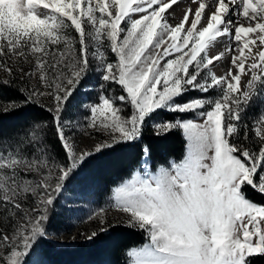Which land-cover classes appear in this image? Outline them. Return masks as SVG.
Masks as SVG:
<instances>
[{
    "label": "snow or ice",
    "instance_id": "snow-or-ice-1",
    "mask_svg": "<svg viewBox=\"0 0 264 264\" xmlns=\"http://www.w3.org/2000/svg\"><path fill=\"white\" fill-rule=\"evenodd\" d=\"M194 2L195 10L176 19L169 9L178 0H0V89L19 79L24 97L2 111L44 108L64 150L60 163L48 151L43 122L23 136L0 134V209L11 229L0 230V264H28L38 242L53 235V210L78 170L91 157L142 141L149 127L157 136L181 130L187 151L112 190L110 208L148 237L127 252L129 264H252L264 256V205L249 196V189L264 195V0ZM217 42L222 50L210 55ZM226 56L229 66L218 76L214 62ZM93 72L104 94L84 104L87 118L76 126L101 136L82 150L63 117ZM242 75H250L243 90ZM104 84L123 94L107 95ZM194 92L201 95L184 99ZM161 110L202 122L158 120ZM150 153L143 145L142 154ZM101 225L87 239L111 223L102 218Z\"/></svg>",
    "mask_w": 264,
    "mask_h": 264
},
{
    "label": "trees",
    "instance_id": "trees-1",
    "mask_svg": "<svg viewBox=\"0 0 264 264\" xmlns=\"http://www.w3.org/2000/svg\"><path fill=\"white\" fill-rule=\"evenodd\" d=\"M21 83L17 79L12 87L0 89V134L10 137L20 132L17 135H22L34 123L43 122L47 125L43 133L48 151L58 162L63 163L64 150L57 138L52 116L48 111L33 104L7 112L2 111L5 104L23 101V94L18 91ZM257 111L258 109L252 108L246 113L250 124ZM189 117L188 114H175L161 110L156 118L171 120ZM143 145H148L151 149L148 156L150 171L160 166H168L171 161H181L187 148V142L181 130H172L165 135L157 136L149 127L145 130L142 141L134 145H120L114 150L91 157L88 166L83 171L78 170L79 175L76 176L71 191H74L76 187L83 194L110 198L115 187L129 179L134 171L141 169L145 156L142 154ZM249 196L264 205V195L249 189ZM147 241L148 237L144 231L117 225L110 227L107 232L100 233L91 242L75 246L54 245L42 238L38 242V249L44 264H129L127 252ZM250 259L252 264H264V256Z\"/></svg>",
    "mask_w": 264,
    "mask_h": 264
},
{
    "label": "rangeland",
    "instance_id": "rangeland-1",
    "mask_svg": "<svg viewBox=\"0 0 264 264\" xmlns=\"http://www.w3.org/2000/svg\"><path fill=\"white\" fill-rule=\"evenodd\" d=\"M72 35H75V33L73 32ZM112 58L113 57H111L110 55V59ZM220 68L221 66L219 65L213 67L214 72L218 76H219ZM97 75L98 73L95 72L91 74L92 78L90 83L86 87H82L79 89V95H77L76 100L74 101L73 108L70 111H68L63 117V119L71 121L72 124L71 127L65 129L66 134H68L76 142L78 147L82 150H88L92 148L94 142L99 140L101 136V134L96 132L94 129H90L83 126L81 127L76 126L77 123L83 125V122L87 118L86 116L87 109L84 107V104L90 105L92 103L98 102V94H104L101 92V88L97 83L96 80ZM4 76H6V73L0 71V78H3ZM104 88L107 89L106 94L109 96H118L123 94L120 86L116 84H111V85L104 84ZM199 95L201 94L195 92L189 93L187 94L186 97H184V99ZM44 103L51 105L52 101L50 98L45 97ZM117 103L119 104L118 101ZM127 111H130V109H128ZM188 115H190L189 118H193L199 122H202L199 116H193L192 114H188ZM25 132L26 130L20 136H23ZM19 133L20 132L15 133V135ZM3 136L9 137V135H4V134ZM145 167L149 168V165L142 164L141 169L136 170L135 172H133L132 175H134L137 171H141ZM132 175L129 179L132 178ZM122 183L123 182H121L118 186H120ZM62 195H64L65 198L60 200L59 206L54 208L52 218H50L49 221V227L53 231V235L49 236L45 240H47L51 244L59 245V246H75L78 244H85L91 242L92 240L87 239V236L92 231H96L100 227H102L101 225L102 218L111 223L110 227L121 225V226H126L128 228L138 229L135 227L127 226L129 220L128 214L110 208L109 205L114 203V201L111 200L112 196L108 199H105L103 197L93 196L92 194L89 193L83 194L79 192L76 187L74 188V191L70 190L67 193H62ZM101 209H103V217L96 215V213ZM89 214H92L91 219H87ZM0 230L9 231V232L11 230L9 220L7 218V214L4 213L3 209H0ZM107 231H103V232H107ZM129 262H130V257H129ZM28 264H44L39 249L35 254H32L30 256Z\"/></svg>",
    "mask_w": 264,
    "mask_h": 264
},
{
    "label": "bare ground",
    "instance_id": "bare-ground-1",
    "mask_svg": "<svg viewBox=\"0 0 264 264\" xmlns=\"http://www.w3.org/2000/svg\"><path fill=\"white\" fill-rule=\"evenodd\" d=\"M205 3H211L212 0H204ZM188 7H191L193 10H195L197 8V3L194 2V0H178V4L177 5H173V8L172 9H169V12H172L173 10H176V19H179L182 15H183V12L187 10ZM208 14V9L206 8L205 10V15ZM192 19V16L190 15L189 16V20L191 21ZM187 27V25H186ZM254 35V34H250L249 38H251V36ZM226 39V38H225ZM222 50V46L217 42L212 49H210V55L211 54H215L216 52ZM256 49L255 47L253 48V52L255 53ZM229 62H230V57L226 56L224 58V60L222 62H214V65H223L221 68H220V71H219V75H224L228 66H229ZM247 70V69H246ZM250 78V75L249 76H246V75H242L241 77V82H240V87L241 89L243 90L244 87H245V84H246V81L247 79ZM147 160L149 162V159L147 156H144V159L142 160V163L144 164V161ZM148 165V164H147Z\"/></svg>",
    "mask_w": 264,
    "mask_h": 264
}]
</instances>
